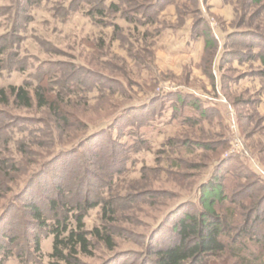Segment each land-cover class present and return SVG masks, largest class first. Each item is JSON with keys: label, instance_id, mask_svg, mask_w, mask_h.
Instances as JSON below:
<instances>
[{"label": "rangeland", "instance_id": "obj_1", "mask_svg": "<svg viewBox=\"0 0 264 264\" xmlns=\"http://www.w3.org/2000/svg\"><path fill=\"white\" fill-rule=\"evenodd\" d=\"M128 1L134 10L143 4L130 15L142 25L118 15L95 23L82 13L86 4L71 13L78 0H44L38 7L0 0V89L41 83L51 105L40 108L34 99L23 108L0 98V236L11 229L21 239L23 202L17 198H37L48 207L55 189L66 195L76 185L80 200L114 203L104 221L100 205L84 218L89 232L112 217L106 224L112 250L94 241L78 262L152 264L154 244L174 241V224L194 212L187 202L194 203L199 185L217 174L226 213L234 214V225L251 226L246 250L263 255L255 237L264 234V67L257 56L264 55V0ZM65 75L80 85L66 84ZM52 107L73 118L53 139L42 135V147L19 148L22 132H6L10 140L3 134L24 121L26 128L41 129L36 124L53 116ZM257 205L258 220L252 217ZM51 242L42 240L39 254L29 250L41 256L37 264H49ZM4 264L19 262L14 255Z\"/></svg>", "mask_w": 264, "mask_h": 264}, {"label": "trees", "instance_id": "obj_2", "mask_svg": "<svg viewBox=\"0 0 264 264\" xmlns=\"http://www.w3.org/2000/svg\"><path fill=\"white\" fill-rule=\"evenodd\" d=\"M43 1L44 0H25V3L29 6L38 7L43 3ZM261 1L262 0H256L257 3H260ZM156 2L157 1L154 0L152 4L154 5ZM79 3L82 4V7H85V4L89 7V9L83 11L82 13L95 23H106L108 15H118L119 18L126 22L137 24L139 23V20L130 18V15L135 17L136 13H138L141 9H144L143 4L138 5V3L134 4L137 6L135 10L131 9L132 5L128 0H78L77 6ZM129 5L130 9H128ZM63 8L65 9V12H67V10L70 12L69 10L71 8L69 4L67 7L63 6ZM152 8L154 9L156 7L152 6L151 9ZM72 10L71 13L82 11L79 6L77 9L72 8ZM67 15H69V13H67ZM141 16L143 18L144 14ZM139 24L142 25L141 22ZM115 29L120 30L117 25L115 26ZM212 42L213 41L211 39L207 38L205 40L206 47L212 48ZM257 56L264 67V55L258 54ZM262 76L264 77V71ZM44 78L45 76L43 75L42 79ZM64 79L66 84L71 82V85L76 84L77 87L80 85L78 82L74 83L71 81V78L66 75ZM46 93L47 92L43 84L39 83L36 87L30 88V84L25 82L20 86L11 85L5 89L1 88L0 98L3 102L5 97L10 98L13 103L19 104V106L23 108L32 107V101L35 99L40 108L50 109L51 105L46 99ZM176 102L177 104H182L180 96L176 97ZM8 103L9 102L7 100V103L5 104ZM196 108L199 110L201 117L205 116V110L199 109L198 107ZM51 109L53 111V116L50 115L49 120L36 124L42 126L41 129L34 131V129L29 127L26 128L25 125L30 123L24 121L17 122L14 125H8L3 130V134L8 137L7 133L10 135V132H15L17 130V133H23V140L21 138L19 139L21 141L18 140L19 142L16 143L19 148H24L25 144L42 147V145L39 144V139L42 135L44 136L46 133L48 137L53 139L57 133V128L61 131L65 130L63 126H67L69 121L68 118H73L65 111L53 109V107ZM186 122L191 125L195 124V121L192 119H186ZM35 133H37V135H35ZM8 140H10V136L8 137ZM72 140L73 139H71L69 141L70 143H68L71 144ZM62 142L64 143L65 141ZM62 142L60 141L61 144ZM54 145H56V143ZM208 147L209 146L207 145H199V148L201 149H208ZM94 149L97 151L96 148ZM72 150L74 149L58 152L53 156L48 164L54 162V160L59 158L62 154H67ZM85 161V159L81 160L78 163V168L81 167ZM113 174H115V170L113 168L109 169V175ZM81 190L82 189H79V187L75 185L72 190L66 191L65 195V192L62 189H55L57 194L55 195V199L48 200V207H43L42 203L37 198H31L30 200L21 199L22 197L17 198L16 200L23 202L21 205L22 208H19V220L23 232L20 235V239L18 236L14 237L11 235V229H6V231L3 229L4 234L0 236V264L6 263L14 255L16 256L19 264H37L41 262V256L38 255L35 257L36 255L31 253L29 250L32 249L35 253L39 254L42 240L50 237H52V242L51 252L49 253V258L51 259L49 264H80L77 256L81 254H89L90 248L92 245L94 246V241L102 243L112 250L111 242L113 240V233L109 227L110 225H106L109 220H112L110 219L112 217L109 216L107 221L105 220L106 224H103L99 228L94 227L89 232L85 229L84 218L86 217L88 211L97 208L100 205L104 221L108 214H111V216L113 215V200L103 202L96 201V199L91 202L89 200L87 201V196L80 200L79 197L82 194ZM226 201L227 195L224 191V185L217 174L210 176L207 181L201 183L197 190L196 201L194 203H192L193 201L187 202L194 212L185 213L174 224L171 229V232L175 235L173 242L168 241L167 243L161 244L156 242L154 244V248L152 250L153 259L150 263L264 264V252L263 255L261 254L260 256H256L255 253H252L248 249L246 250V247H248L247 243L251 239L249 238V227L251 226L248 222L245 223V221L241 224V226L234 225V214L231 213L228 215L226 213L227 209L223 208ZM182 204L184 205L185 203ZM192 204H195L196 206ZM180 206L177 205L174 207L167 215L170 216ZM256 208L258 209L259 206L257 205L253 209L255 210L253 211L255 214H253L252 217H256L258 220L260 218L256 213ZM11 210L14 211V207ZM3 214L0 215L1 225H4L5 223V218H2ZM250 220L251 219H248V221ZM260 221H262V219ZM234 231H236V234H232ZM237 234H239L238 236L241 240L238 241L239 246L235 244L237 243V240L235 241V239H233ZM257 235L259 238L255 237V239L258 242V245L262 246L264 249V234L263 232H259ZM29 242L31 243V246H28L30 245ZM13 249L17 250L16 254L12 251ZM229 249L233 251V255L237 258L236 263L233 261L230 263L228 261L231 260V257L233 256L232 254H229V252L231 253Z\"/></svg>", "mask_w": 264, "mask_h": 264}]
</instances>
